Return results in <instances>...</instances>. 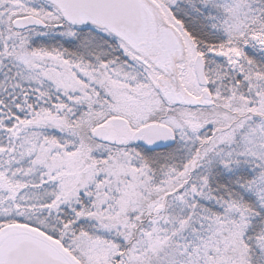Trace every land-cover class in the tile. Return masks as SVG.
<instances>
[{"label": "snow or ice", "instance_id": "1", "mask_svg": "<svg viewBox=\"0 0 264 264\" xmlns=\"http://www.w3.org/2000/svg\"><path fill=\"white\" fill-rule=\"evenodd\" d=\"M0 264H264V0H0Z\"/></svg>", "mask_w": 264, "mask_h": 264}]
</instances>
